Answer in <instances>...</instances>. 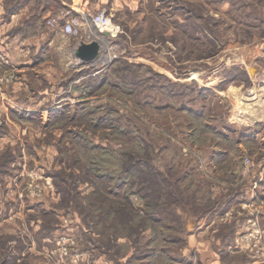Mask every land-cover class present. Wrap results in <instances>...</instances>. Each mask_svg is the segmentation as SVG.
<instances>
[{
  "label": "rangeland",
  "instance_id": "1",
  "mask_svg": "<svg viewBox=\"0 0 264 264\" xmlns=\"http://www.w3.org/2000/svg\"><path fill=\"white\" fill-rule=\"evenodd\" d=\"M38 1L0 0V264H264V0H136V9H101L115 35L90 30L100 60L73 59L76 39L62 36L36 45L48 57L46 69L22 77L4 61L24 46L7 38L20 31L8 10ZM187 15L194 25L184 33ZM107 53L116 56L105 63ZM98 74L123 88L107 84L88 101L114 109V122L132 131L126 142L148 145L149 164L173 199V212L162 201L154 214L161 223L134 237L109 226L131 207L143 215L144 200L132 194L128 207L121 190L109 194L84 169L89 154L73 137L87 121L49 116L83 103L74 88ZM22 78L28 94L48 103L36 108L46 112L7 107L13 102L3 95L17 92L12 86ZM207 123L217 130L198 128ZM87 134L116 155L129 148L107 128ZM89 201L107 209L101 226ZM151 247L159 251L153 257Z\"/></svg>",
  "mask_w": 264,
  "mask_h": 264
},
{
  "label": "trees",
  "instance_id": "2",
  "mask_svg": "<svg viewBox=\"0 0 264 264\" xmlns=\"http://www.w3.org/2000/svg\"><path fill=\"white\" fill-rule=\"evenodd\" d=\"M56 4V0H50L49 2L48 0H39L38 3H35L34 5H36L37 7H41V10H45L50 9L52 7H56ZM20 6H22V4H19L18 6L9 7L8 12L10 13V15L13 14ZM176 9H179V7ZM191 18H193L191 15H187V17H185L187 23L183 22L186 24L184 25L185 28H183L182 26V32L187 33L186 30L193 29L194 24L191 22ZM127 70H129V66L127 67V65L123 68H117V78H125L121 73ZM111 72L114 73L115 69ZM84 73L87 74V71H84ZM96 80L99 81V83L101 82V85L94 87ZM109 82H111V85L109 84ZM123 83L120 84L118 82L111 81L109 75L106 76L103 74V76H101L100 74H98L94 76L93 79H87V81L74 88V92H72V94H81V97L84 99L83 103H81L80 105H72L73 109H71V105H60V107H56L57 109L52 110L49 116L50 118L59 120L60 122L66 121L68 115L70 119H74V117L77 116L79 120L87 121L88 123L84 125L85 130L81 129L79 131H76L75 136L73 137V140L76 143L75 145L79 147L83 154H85L86 152H88L89 154L87 157L88 164H86V168L84 169L91 176L103 180V182H105L108 188L109 194L117 195L116 193L121 190V193L123 195V203L128 205V207H131V201L129 200V196L132 194L140 196L144 200L146 209L143 211V215H138L136 210L131 207L129 208L127 216H125L123 220L121 219L116 224L109 226V228L111 229L115 228L116 230H118L114 232V235L120 232H124L123 234L119 235L134 237L132 234L139 235V233L145 230L147 226L150 227V222L161 223V219L163 218L155 217L154 214L156 211L159 210L162 201H167L168 209L170 210V212H173L171 208V201H173V199H171V192L168 186L166 185V178L162 175V173L153 169L151 167V164H149L150 156L148 155V145L145 142H135L134 144L130 141L126 142L128 136L132 135V131H129L123 125H119L114 122L115 119L111 118L114 109L107 103L93 104L88 101V98L90 96H93V94L98 90H102L105 85L108 84L107 86L114 90H117L121 86L123 88ZM152 83L155 87L154 80L152 81ZM162 86L164 88L165 84H163ZM131 92L132 90L128 91V93ZM183 109H186L188 112H191L190 109ZM103 110L104 115L102 117L96 116V114ZM75 113L77 115H74ZM200 127H202V132L211 130V133H213L212 131L217 130L216 127L211 126L208 123L204 126L200 125L198 128ZM105 128L110 130V134L114 135V139L116 138V136L122 137L119 141H122L126 145L128 144L130 149H124L122 147L120 154L116 155L113 149L109 147H103L100 144H94L90 139L89 134H87V130L94 131L97 129ZM241 134V136L244 138L245 131L243 130ZM107 135L108 133L106 134V136ZM200 142L203 141L201 140ZM95 150L98 151L95 152ZM214 154L216 155L215 152ZM222 154V151H218V155ZM151 183H153L154 185ZM89 204L92 208L98 210L97 214H94L93 211H91V220L94 221L95 225L98 224L99 226H101L103 224L102 214L105 213L107 209L100 204V206L97 207L93 205L91 201H89ZM109 215L112 216L113 214L109 213ZM138 228L139 230H141L140 232ZM127 230L128 233L126 234L125 232ZM100 233H102V231H100ZM159 239L167 242L172 241L168 238L162 239V236L159 237ZM160 251L164 253L162 249H160ZM149 252L153 257L154 255L158 254L157 252L159 251H157L155 247H151V251Z\"/></svg>",
  "mask_w": 264,
  "mask_h": 264
},
{
  "label": "crops",
  "instance_id": "3",
  "mask_svg": "<svg viewBox=\"0 0 264 264\" xmlns=\"http://www.w3.org/2000/svg\"><path fill=\"white\" fill-rule=\"evenodd\" d=\"M56 1H57L56 7H52L50 9H45V10H41V7L36 6L37 4L34 5L27 2L26 4L20 6L13 14L10 15L9 21L14 22L16 20V23L14 25H17L20 28V31L13 34L11 37L8 36L7 38L9 39V41L17 40V42L20 45L24 44V46L20 48L18 53L15 52L12 54V51H10L11 52V53L9 52L10 57L4 53L6 55L4 57V61L8 62L7 60L9 59L10 61L14 62L17 65L16 70L19 71V75L22 77L25 76L27 72H29V70H33L35 71V73H37L38 72L37 69L40 70L46 69L44 65L47 63L48 57L45 54V51H42L40 49L41 46L39 47L36 46L37 44L48 45L57 42L58 39L61 38L62 36L72 37V39L73 38L76 39L75 40L76 42L70 46V49L73 54L74 49L77 47V45L80 42L82 41L89 42V40L84 39L83 35L82 38H79L64 34L60 26H58L59 28L57 27V29L50 28L48 26H45L47 27L45 28L44 23L48 17L50 16L58 17L59 22L61 21L60 23L75 19L83 25L84 34L86 35L90 33L91 29H94L93 24L91 22L92 15L90 13H95L96 11H99L101 9H106L111 13H113L112 11L121 12L124 10L123 8L125 7L129 9H132L134 6L135 9L138 7V4L137 5L134 4L136 0H56ZM23 27L25 29L21 30V28ZM45 29L51 30L50 37L44 35L45 33L48 32ZM107 34L109 33L107 32ZM110 36L113 37L112 35ZM9 43L11 44V42ZM30 45H34V47H31ZM101 51L102 50H100V54ZM11 56H13V58ZM15 84L16 86L13 85L12 87L14 90H18L17 92L11 90L5 92V94L3 95L6 98H10V102H13L12 104L6 103L7 107L13 108L14 110L16 106H19L20 108H23L25 111L37 110L36 112L38 111L46 112V110L36 109L39 107H48L46 105L48 103L43 105L44 104V102H42L43 99H36L34 98V96L36 95L32 96L31 94H28L29 91L27 88V79L22 78L21 80L17 81ZM261 218L264 220V213H262Z\"/></svg>",
  "mask_w": 264,
  "mask_h": 264
},
{
  "label": "built area",
  "instance_id": "4",
  "mask_svg": "<svg viewBox=\"0 0 264 264\" xmlns=\"http://www.w3.org/2000/svg\"><path fill=\"white\" fill-rule=\"evenodd\" d=\"M91 22H92L95 30H97L99 32L107 31L110 35H112V36L115 35V33H112L113 29H111L112 27L110 26V20L107 17V15L105 14L104 10L97 11L95 14H93L91 16ZM45 23H46V26H48L50 28H56L57 26H60L62 32L66 35H71V36H75V37H79V38H82V35H83L85 40L86 39L89 41L93 40L92 34L89 33V34L85 35L83 33V25L75 19L70 20V21H65L60 25L58 17L50 16L46 19ZM100 56H101V54H100ZM115 56L116 55L114 53L113 54L109 53L107 55V59H104L105 63L110 61ZM98 60H100V58ZM246 161H247V163H249L248 159H246ZM254 229L256 230V228H254Z\"/></svg>",
  "mask_w": 264,
  "mask_h": 264
},
{
  "label": "water",
  "instance_id": "5",
  "mask_svg": "<svg viewBox=\"0 0 264 264\" xmlns=\"http://www.w3.org/2000/svg\"><path fill=\"white\" fill-rule=\"evenodd\" d=\"M73 58L81 63H94L100 58V45L97 41L80 42L74 49Z\"/></svg>",
  "mask_w": 264,
  "mask_h": 264
}]
</instances>
